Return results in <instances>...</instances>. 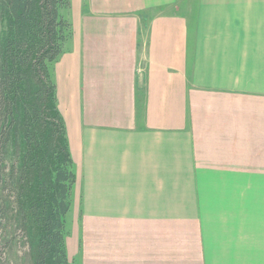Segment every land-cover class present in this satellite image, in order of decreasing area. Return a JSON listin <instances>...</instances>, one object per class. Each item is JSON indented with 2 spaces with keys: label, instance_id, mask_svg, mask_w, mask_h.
I'll list each match as a JSON object with an SVG mask.
<instances>
[{
  "label": "crops",
  "instance_id": "obj_1",
  "mask_svg": "<svg viewBox=\"0 0 264 264\" xmlns=\"http://www.w3.org/2000/svg\"><path fill=\"white\" fill-rule=\"evenodd\" d=\"M77 2L70 264H264V0Z\"/></svg>",
  "mask_w": 264,
  "mask_h": 264
},
{
  "label": "trees",
  "instance_id": "obj_2",
  "mask_svg": "<svg viewBox=\"0 0 264 264\" xmlns=\"http://www.w3.org/2000/svg\"><path fill=\"white\" fill-rule=\"evenodd\" d=\"M71 0H0V264H70L75 181L53 64Z\"/></svg>",
  "mask_w": 264,
  "mask_h": 264
},
{
  "label": "rangeland",
  "instance_id": "obj_3",
  "mask_svg": "<svg viewBox=\"0 0 264 264\" xmlns=\"http://www.w3.org/2000/svg\"><path fill=\"white\" fill-rule=\"evenodd\" d=\"M77 9H78V2H77V0H71V4H70V7H69V9H65V11L63 12V14L66 16V18L71 22V28H72V31L74 32V30H76V25H75V22H74V20H75V14H76V12H77ZM68 13V14H67ZM77 21V20H76ZM70 45H72V42H71V40L69 41V43H68V46H70ZM55 63V62H54ZM53 66H54V64H53ZM58 110H59V108H58ZM60 112V111H59ZM61 115V114H60ZM62 117V116H61ZM63 118V117H62ZM64 120V119H63ZM65 122V121H64ZM65 125H66V123H65ZM66 136H67V132H66ZM67 139H68V137H67ZM68 148H69V143H68ZM70 152V151H69ZM72 168H73V171H74V174H75V181H74V183H73V185H72V189H71V191H70V195H74V193H75V190H74V187H75V184H76V180H77V176H76V173H75V171L76 170H74L75 169V167H74V164H73V161H72ZM73 211H75V209H73ZM72 213V212H71ZM70 214H69V217L68 218H66V223H68L69 222V228L72 230V224L70 225ZM67 226V225H66ZM68 230V229H67ZM3 264H5V263H3ZM11 264H15V263H11Z\"/></svg>",
  "mask_w": 264,
  "mask_h": 264
}]
</instances>
